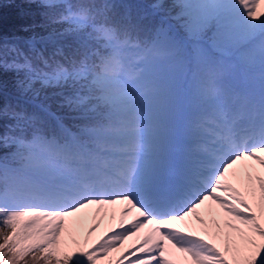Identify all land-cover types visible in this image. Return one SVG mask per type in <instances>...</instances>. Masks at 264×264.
<instances>
[{"label":"rangeland","instance_id":"obj_1","mask_svg":"<svg viewBox=\"0 0 264 264\" xmlns=\"http://www.w3.org/2000/svg\"><path fill=\"white\" fill-rule=\"evenodd\" d=\"M148 1L151 5L165 8V12H169L174 19L185 23L187 29L184 31L192 36L202 35V32L209 34L211 28L222 20L220 15L230 9L226 0ZM63 2L37 0L36 4L28 2L26 7L47 13L51 9H60ZM257 2L261 3L260 0ZM250 15L254 16L228 20L237 33H242L241 40L246 32L256 31L264 25V13L257 15V12L251 11ZM43 18L50 19L46 15ZM58 18L35 23L21 33L43 37L61 30L88 29L84 24H72L66 18ZM122 45L116 47L114 53H120ZM116 64L122 67L121 60ZM26 66L25 72H15L11 78L15 81L12 85L15 92L42 94L59 91L63 85L77 82L95 88L101 80L100 75H84L76 68L63 69L54 64L47 69ZM7 71L5 68L3 72ZM113 72L115 79H120L115 69ZM126 72L122 68V73ZM121 96V93L115 92L106 99L115 100ZM118 125L116 123L109 130L114 132L128 127L120 128ZM85 130L92 135L98 132L96 129ZM6 137L0 134V145H10L14 149L20 145L16 139ZM138 137L140 135H136ZM8 138L12 141L6 142ZM215 139L207 138L205 142L212 143ZM113 141L111 139V143L102 142L99 145L97 152L101 153H95L100 157L98 163L111 162L115 158L112 155L123 160L128 158L129 161L138 157L134 151L139 147L138 142H132L128 147L132 149L129 155H119L117 152L123 150L118 149L126 151L127 147ZM215 146L218 145L210 146L215 150H211L213 155L208 157V161H218V170L215 169L217 171L213 174V191L203 188L196 196L174 202L168 215L162 217L140 203H134L121 190L109 196L108 191L102 194L101 189L94 188L95 196L80 200L84 195H90V187L82 179L78 180L43 160L33 150H22L19 146L22 160L17 166L39 178L40 184L49 193L64 190L69 198L64 203H58L54 209L14 207L0 201V264H264V142L231 153L228 157L220 156L230 152L228 148ZM115 147L118 149L112 151ZM144 147L149 154L161 151L158 144L150 142ZM232 155L235 156L232 158ZM105 169L109 174L111 170ZM227 183L232 185L231 193L227 190ZM183 233L196 237L201 250L194 254L180 245L177 239ZM149 243L158 244L154 254L147 253ZM162 254L170 263L162 260Z\"/></svg>","mask_w":264,"mask_h":264},{"label":"trees","instance_id":"obj_2","mask_svg":"<svg viewBox=\"0 0 264 264\" xmlns=\"http://www.w3.org/2000/svg\"><path fill=\"white\" fill-rule=\"evenodd\" d=\"M28 2L36 4L37 0H0V134L20 143L16 149L10 145H0V158L10 163L20 162L19 149L23 150L27 146L46 156H58L59 162L69 166H77L78 162L83 161L85 151L54 124L45 111L47 108L62 113L61 118L71 127L91 124L105 130L109 128L110 122L129 120L128 116H134L137 111L156 121L150 132L151 136L160 140L167 137V128L156 119L158 102L152 101L160 96L156 92L160 82L150 85L149 81L138 77L132 91L129 88H123L124 91L106 90L105 84L111 82L113 77L102 75L108 68L110 55L109 45L104 36L98 35L99 30L112 29L115 33L134 37L141 43L157 35L162 47L163 41L169 39V48L163 49L167 50L165 53L168 55L174 52L177 55H197L201 42L212 48L215 44H235L241 41L239 38L242 33H237L228 21L230 19L227 14L231 8L228 13L224 11L220 15L222 20L211 28L209 34L201 31L202 35L192 36L184 31L187 29L185 23L174 19L169 12H165V8L151 5L148 0H64L60 9H51L47 13L29 10L26 7ZM44 15L49 20L60 16L72 24H84L88 29L61 30L43 37L22 35L21 31H27L31 25L49 21L48 18H43ZM168 20L171 21V26L167 25ZM251 34L253 32H246L245 37ZM198 37L200 41L197 40ZM252 44L250 42L239 52L249 57ZM50 64L63 69H82V74L100 75L101 80L95 88L77 82L74 85H63L59 91L51 90L52 92L42 94L14 91L12 85L15 81L11 78L15 76V72H25L28 68L26 65L47 69ZM5 68L8 71L4 73ZM115 92L122 96L115 100L106 99ZM146 97L152 101L150 105L136 106V100H144ZM71 112L77 113L76 117L70 115ZM7 121L11 123L6 125L4 122ZM100 131L102 136H117V133L102 129ZM10 141L12 140L6 142ZM231 188L232 185L230 190ZM20 192L28 196L31 204H36L40 199L37 181L25 176L19 169L0 165V194L12 196Z\"/></svg>","mask_w":264,"mask_h":264}]
</instances>
